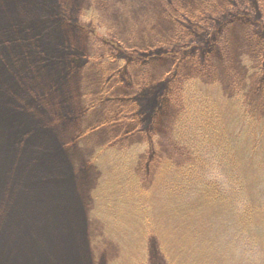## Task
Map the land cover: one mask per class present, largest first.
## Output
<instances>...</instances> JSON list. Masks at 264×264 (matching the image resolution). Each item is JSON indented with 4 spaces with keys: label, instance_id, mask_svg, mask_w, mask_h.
<instances>
[{
    "label": "rangeland",
    "instance_id": "374dc122",
    "mask_svg": "<svg viewBox=\"0 0 264 264\" xmlns=\"http://www.w3.org/2000/svg\"><path fill=\"white\" fill-rule=\"evenodd\" d=\"M50 5L10 20L23 39L54 26L67 64L38 84L43 96L35 102L45 115L33 118L44 144L33 135L15 146L27 161L16 158L20 168L7 165L0 178V264H264V67L256 66L264 65V0ZM199 34L201 42L192 37ZM59 78L60 96L49 94ZM192 111L209 114L195 122ZM120 113L111 127L90 130ZM212 128V140L204 138ZM191 138L208 149L193 158L180 147ZM223 141L234 155L219 147ZM33 161L39 166L27 175ZM236 163L249 167L241 176L254 181L250 198L221 204L215 192L226 196L225 172ZM183 172L193 179L171 184ZM210 181L214 190L205 188ZM242 213L247 221L237 218Z\"/></svg>",
    "mask_w": 264,
    "mask_h": 264
},
{
    "label": "trees",
    "instance_id": "16d2710c",
    "mask_svg": "<svg viewBox=\"0 0 264 264\" xmlns=\"http://www.w3.org/2000/svg\"><path fill=\"white\" fill-rule=\"evenodd\" d=\"M17 1L21 2L19 6L15 4L16 2L15 0H2L3 3L2 4L0 3V162H2L5 165V170L3 172H0V178L2 179L6 177L7 173L5 172L7 170L6 167L7 165H10L11 168L14 170L20 168V166L14 165L15 159L16 158L18 159L19 157L15 153V149H14L15 146H17L19 143L23 142L24 140L26 142L30 138V136L33 135H36V138L38 139L37 146H39L40 144H44L46 137L43 136V130H41L40 132L36 131L39 130L41 126L40 125L37 126L38 123L34 124V118H33L34 115L37 116V114L45 115V111L43 110V108L37 105L35 102L37 99L42 98L43 96L36 93L38 89V84L40 83V85H42L44 79H51L55 73L57 72L61 73L63 66L67 64V59L62 60L63 58H60V56L64 53L62 52L63 49H59V46L57 45L60 43L63 44L64 41L56 37L57 30L54 26L50 25L45 27V29L43 30L44 32L42 33L41 30L39 32V35L35 39H33V37L29 39H23L22 38L23 31L21 30V26L17 23V20H14L15 24H13V21H10L13 18L16 19L17 17H23V16H27L29 18L30 16H32L31 13H33L34 11L40 12V10L42 9L43 10L49 9L48 5L51 6L50 5L51 0H17ZM20 13H22L21 15L23 16H20ZM238 18L241 20L244 19L243 21H245L247 24L252 25V23H256V21L252 19H246L245 16L244 17L239 16ZM38 20L39 19L37 18L36 21ZM49 20L52 19L50 18ZM192 37L198 38L200 42L203 40V36L200 34ZM207 43L209 44V42ZM201 44L204 45L203 43ZM175 45H177V43H175ZM196 46H199V44H197ZM24 48H28V49L25 50ZM202 49H206V48L203 47ZM193 51H197V50L193 49ZM85 55L86 54H84L82 58L86 59L87 62L94 60L93 57L89 56L86 58ZM70 65L74 66L75 63H72ZM238 65L240 68L247 67V66H243V62L239 63ZM256 66H258L257 68L258 71L261 70V72H263L264 65L260 66V64L258 63ZM248 69L249 72L254 71V67L251 68V66H248L247 70ZM234 72H235V79L240 77V75H238V69L235 68ZM170 74H172V70L169 73V75ZM178 75L179 74H177V76ZM246 75H251V73H246ZM59 81L60 78L55 80V84H53L51 80L49 81L50 84L51 83L53 84L52 88L48 90L49 94L52 95L56 94L57 96H60V93L57 92V90L60 89L61 87V84H57ZM242 93L245 94L246 92L243 91ZM238 98L239 100L241 99L240 96H238ZM55 101L57 102V100ZM149 103H147L146 107L147 106L149 107V105L151 106V103L150 104ZM62 105H63V101L60 102L58 101L55 110H58V108L62 110ZM134 113H135V107L132 106L131 109H129L127 115L125 116L128 119L129 115L130 117H132ZM192 113L194 114V121L201 122V120L199 119L204 116H207L209 114V111H201L198 114H195L192 111ZM123 116L124 114L122 113H120L119 115L110 114L108 118L102 120L100 126L92 127L90 128V130H99L101 128L105 129L107 127H111L115 123V119L122 118ZM139 120L141 121V119ZM56 123L61 125L60 117L56 118ZM30 126L33 128L34 131L30 129L28 130V127ZM138 128H139L138 125L134 126L132 135H134L136 131L139 132ZM252 131L255 132V134H257L259 128L254 127L252 128ZM214 132L216 131L213 130V128L210 130L206 129L205 133H207L208 135H204V138H210L212 140L211 134H213ZM198 133H199L198 130L194 131V134L197 135ZM81 139H83V137ZM35 141L36 140H34V142ZM181 141L182 139H179V143ZM28 143L26 144L28 145ZM82 144L84 145V143ZM231 145H232L231 142L223 141L219 144V147L220 148L223 147L224 150L226 151V154L234 155L235 153H230L232 150ZM25 147L29 148L28 146ZM180 147L187 150V153L191 154L193 158L197 153L202 152V150L208 149V145L206 144H201L200 146H196L192 138L185 140L180 145ZM257 149H258L257 146H254V152H256ZM27 151L28 150H25L24 152L26 153ZM42 151L43 148L40 150V152ZM209 151L215 152L212 150ZM217 153L221 155L220 152ZM50 156L51 158H53L52 154ZM26 158L27 157L24 156L21 159H18L17 162L20 163L27 161ZM239 163L234 164L235 168L233 169L227 168L225 172L226 182L224 181L223 189H225V187L227 186V190H225V195L228 197L224 196V193L220 194L215 192V198H217L218 202H220L221 204H231V202L233 201L239 203L238 200H240V197H243V194L246 197L250 198L247 195L246 191L249 187L253 186L250 185V183L254 184V181L253 180L247 181L246 179L244 180L242 178L241 172L244 175L245 172L244 169H245L246 170L245 175H246L248 173L249 167L247 169L245 167L243 169H240ZM38 164H39L38 161L34 163L32 162L29 163L26 166L28 168L27 175H29L31 171L30 169L35 168ZM10 166L9 169H11ZM202 168L204 170L206 169V166H203ZM258 170L260 171V169ZM21 171L22 170L17 172H20L21 174ZM201 173L202 172H200V174ZM179 176L182 178L183 181H191L194 177V175L191 176L184 172L182 175L176 174V176L172 177L171 184L175 185L176 183L177 184L180 183ZM200 177L203 176L200 175ZM65 178H66L65 187L67 186L66 188L70 189V185L68 184L70 182L68 180V176H66ZM206 178L209 180L208 176ZM260 178H261L260 181L263 183L262 181L263 176L261 171H260ZM36 183L41 184V181ZM205 188L206 189L212 188L214 190L213 182L210 181L206 183ZM223 189L221 190V192H223ZM20 191L21 190H18V192ZM213 193L214 191H210L208 195ZM64 197L65 196L61 195L60 199ZM248 201L250 202V200ZM226 206L228 207L229 205ZM247 216L248 215L242 213L238 215L237 218H243L246 220ZM4 252L8 257L15 256V252L13 250L5 249Z\"/></svg>",
    "mask_w": 264,
    "mask_h": 264
}]
</instances>
